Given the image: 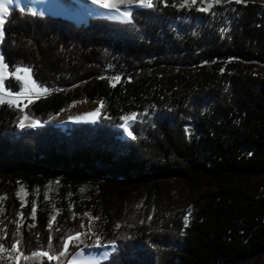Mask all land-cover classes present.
<instances>
[{
  "label": "trees",
  "instance_id": "trees-1",
  "mask_svg": "<svg viewBox=\"0 0 264 264\" xmlns=\"http://www.w3.org/2000/svg\"><path fill=\"white\" fill-rule=\"evenodd\" d=\"M152 2L130 21L82 24L9 10L4 61L30 67L48 91L24 107L0 105L7 249L19 240L24 255L58 253L90 213L115 246L101 264H248L264 255V76L230 61L264 64V4L199 11L184 0ZM6 83L19 89L12 76ZM96 98L99 121L19 126L24 114L46 122ZM129 113L135 139L121 129Z\"/></svg>",
  "mask_w": 264,
  "mask_h": 264
},
{
  "label": "rangeland",
  "instance_id": "rangeland-1",
  "mask_svg": "<svg viewBox=\"0 0 264 264\" xmlns=\"http://www.w3.org/2000/svg\"><path fill=\"white\" fill-rule=\"evenodd\" d=\"M250 1H257L261 2L264 4V0H241V2H250ZM41 3H35L33 0H14V3L10 6L11 7H20L23 8L27 11L30 12H38L40 14L44 15H50L54 17H61L67 20H73L74 22L77 23H82V22H87L90 17H102V16H107L110 18H114L117 20H122V21H129L132 20V11L137 8V7H142L139 5L138 0H134V3L132 4H121L119 5V12H116L115 10L112 9H102L98 5L93 4L92 0H40ZM109 2H112V0H109ZM208 2L213 3V6L217 5L213 2V0H208ZM228 0H221L219 4L226 3ZM198 5L200 8L204 7L207 8L208 4L204 2V0H197L195 3ZM42 6H54L55 10L51 9H45L42 8ZM212 6V7H213ZM211 7V8H212ZM94 8V9H93ZM210 10V9H209ZM101 11V12H100ZM130 12L131 16L130 17H125L123 16L124 12ZM99 12V13H98ZM101 15V16H100ZM1 43V40H0ZM0 56L2 55L1 51V46H0ZM230 61L237 62L241 65L245 66H252L254 69V72L258 75L264 76V64L255 62V61H250V62H245L239 59H231ZM6 63L5 61H3ZM24 69V68H29L27 66H18L15 69ZM14 69V70H15ZM30 69V68H29ZM10 74H8L5 78V83L6 80L9 76H12L16 78L13 73L14 70H10ZM33 74V73H32ZM34 76V75H33ZM17 79V78H16ZM20 83L19 89L17 91H11L9 87L7 86L8 90H10L12 93H17L20 92L24 88L25 80L24 79H17ZM7 85V83H6ZM38 88L41 87L39 83H37ZM45 93H39V95H36L33 93L32 97L27 98L25 101H22L20 103H17L19 106L24 107L27 102H29V99L33 100L35 98H38ZM8 100H5L6 103ZM101 102H103L102 98H96L94 100L90 99H85L81 101L74 102L70 104L67 108L61 110L58 114H56L53 118L49 119L46 122H42L40 120H37L28 114H24L21 120H23L24 125H32L33 122H39L36 124L34 127L42 126L45 123H51L55 124L57 126H62L66 127L67 124L71 123H82V122H96L100 120V117L102 115V108L100 107ZM97 108H100L99 114L96 118L89 117L87 114L90 112H94ZM135 115V118L133 120H130L127 122V129H125V121L122 118V124H121V129L123 130V137L124 138H131L132 136L128 135V131H131V125L136 121V113H129L126 114L125 116H133ZM27 116L28 119L24 120L23 118ZM124 116V117H125ZM20 120V122H21ZM19 122V126H20ZM132 132V131H131ZM167 182L171 184V186H175V189H179L182 186V183L178 180H176L173 176H169L165 178ZM104 180H96V181H89V183H86L84 186V191H91L94 187V183L98 184L103 182ZM56 187L55 184H49L47 187V194H50L54 191V188ZM182 192V191H181ZM175 196V195H174ZM52 210L54 212V207H52ZM78 218L80 219L81 230L79 233H82V235L79 237V240L83 241L82 243H78L77 241H69V246L66 254L63 256V262H65L69 255L70 252L78 251L80 249H91L95 247L97 238L101 240V242L104 244L105 247H101V251L103 252V259L101 262L108 258L111 254V252L114 250L115 246L114 244H107L105 243L99 233L96 231V218L90 214V213H85L83 215H79ZM78 233V232H77ZM72 237L76 236L75 234L70 235ZM67 240V239H66ZM45 252V251H43ZM20 253V251L17 249L16 252L11 251L10 249H7L5 247V250L0 251V254H3L6 256V259L8 260V264H46L48 258L47 257H38V258H30L28 260H25L23 257H21L19 260L16 259V256ZM49 254V253H48ZM50 255V254H49ZM25 256H30V255H25ZM7 264V263H4ZM248 264H264V255L261 256V258L256 259L254 261H249Z\"/></svg>",
  "mask_w": 264,
  "mask_h": 264
},
{
  "label": "snow or ice",
  "instance_id": "snow-or-ice-1",
  "mask_svg": "<svg viewBox=\"0 0 264 264\" xmlns=\"http://www.w3.org/2000/svg\"><path fill=\"white\" fill-rule=\"evenodd\" d=\"M139 5L145 8H152L153 2L152 0H138ZM197 2V0H184V3L181 4V7H184L186 5H188L189 3L191 4H195ZM205 3L208 4L207 8H200L199 11H208L209 9H211V7L213 6V3L208 2V0H204ZM213 2L215 4H219L221 2V0H213ZM228 2H231V0H228ZM241 0H236V3H240ZM14 3V0H0V37H2L3 35V25L6 21V16L9 12V8L10 6ZM93 4L98 5L100 8L102 9H112L115 10L116 12H119V5L121 4H132L134 3V0H112V2H109V0H92ZM165 6H167L166 4V0H165ZM123 16L125 17H130L131 13L130 12H124ZM221 31H225V29H221ZM4 58L3 56H0V93H3V95H0V105L5 103V96L9 97L10 99H8V103L9 105H15V106H19L17 104V100L22 97V96H27L29 91L31 90L33 93H35L36 95H39V93H46L48 91V89L46 88H42L39 87L33 82L31 81V77H30V73H31V69L28 68H24V69H15L13 75L17 78V79H24L25 80V84H24V92L20 93L17 92L15 95L10 91V90H6L5 86H4V79L5 77L8 75V65L6 63L3 62ZM20 72H23L26 74L25 77H20L18 74ZM120 77L117 76L114 78V81H119ZM29 84H31V89H29ZM114 86V83H113ZM29 103H31V99H29ZM103 102H101L100 107L102 108ZM100 108H97L94 112H90L87 115L89 117L92 118H96L99 114ZM135 118V115L133 116H125L123 117L124 121L126 122L124 127L126 130L127 129V122L130 120H133ZM24 120L28 119L27 116H25L23 118ZM39 122H33L31 126H36V124ZM24 122L23 120H21L20 122V127H24ZM128 135L132 136V132L128 131ZM133 139H135V137L133 136ZM34 209H33V213H34ZM189 215L191 214V210L189 209ZM53 220H55V217L52 218ZM98 219V218H96ZM185 220L187 221V217H185ZM83 227V225L81 226ZM82 235V233H76L75 237L69 236L67 238V240L63 243L62 246V250L58 253H54L53 255H49L48 252H43V251H33L30 253V256H25L23 252H20L17 256L16 259L19 260L21 257H23L25 260H28L30 258H38V257H47L48 260H52V259H59V257L64 256L68 250V246H69V241H77L78 243H82L83 241L79 240V237ZM20 241L17 240L15 244H11L9 245V249L13 252L17 251L16 245L19 244ZM95 247H104V245L100 244L99 238H97ZM48 248L51 249L52 245L49 244ZM5 250V246L0 244V251ZM82 253L81 252H77L74 256H73V261H75Z\"/></svg>",
  "mask_w": 264,
  "mask_h": 264
},
{
  "label": "bare ground",
  "instance_id": "bare-ground-1",
  "mask_svg": "<svg viewBox=\"0 0 264 264\" xmlns=\"http://www.w3.org/2000/svg\"><path fill=\"white\" fill-rule=\"evenodd\" d=\"M35 3H41L40 0H33ZM42 8L45 9H51V10H55L54 6H42ZM94 9V8H93ZM3 31V29H2ZM2 39V37H0V40ZM29 69V68H28ZM8 74H10V71L8 70ZM20 77H25L26 74L23 72H20L18 74ZM30 77H31V81H33L36 85L37 82L32 74V71L30 73ZM6 78V77H5ZM4 86L5 89L8 90L7 85L5 83V79H4ZM29 89H31V84H29ZM24 92V88L20 91V93ZM14 95L16 93H13ZM0 95H3V93H0ZM33 92L30 90L27 96H22L17 100V103H20L22 101H25L27 98L32 97ZM10 99L9 97L5 96V100ZM100 244L104 245L101 240L99 239ZM105 247V246H104ZM70 252V255L68 257V259L63 262V256L59 257V259H52V260H47L46 264H100L101 260L103 259L104 255L103 252L101 251V247H93L91 249H80L78 251H74V252ZM77 252H81L82 254L75 260L73 261V256L77 253ZM7 263L8 264V260L6 259V256H4L3 254H0V264H4Z\"/></svg>",
  "mask_w": 264,
  "mask_h": 264
},
{
  "label": "water",
  "instance_id": "water-1",
  "mask_svg": "<svg viewBox=\"0 0 264 264\" xmlns=\"http://www.w3.org/2000/svg\"><path fill=\"white\" fill-rule=\"evenodd\" d=\"M16 8H19V7H16ZM22 9V8H21ZM24 11H26V12H30V11H27V10H25V9H23ZM9 13V12H8ZM31 13H38V12H31ZM38 14H40V13H38ZM8 15V14H7ZM3 33H4V31H3ZM2 37H3V35H2ZM2 40V39H1ZM30 68V67H29ZM31 69V68H30ZM32 71V70H31ZM35 78V77H34ZM35 80H36V78H35ZM36 82L37 83H39L37 80H36ZM101 264V263H100Z\"/></svg>",
  "mask_w": 264,
  "mask_h": 264
},
{
  "label": "crops",
  "instance_id": "crops-1",
  "mask_svg": "<svg viewBox=\"0 0 264 264\" xmlns=\"http://www.w3.org/2000/svg\"><path fill=\"white\" fill-rule=\"evenodd\" d=\"M101 12V11H100ZM99 13V12H98ZM101 16V15H100ZM102 17H106V18H110V17H107V16H102ZM110 19H113V20H117V19H114V18H110ZM122 21V20H121ZM77 23V22H76ZM82 23H85V22H82ZM79 24V23H78Z\"/></svg>",
  "mask_w": 264,
  "mask_h": 264
}]
</instances>
